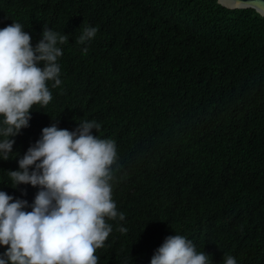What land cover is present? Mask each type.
Instances as JSON below:
<instances>
[{"label": "trees", "instance_id": "trees-1", "mask_svg": "<svg viewBox=\"0 0 264 264\" xmlns=\"http://www.w3.org/2000/svg\"><path fill=\"white\" fill-rule=\"evenodd\" d=\"M13 22L33 47L45 26L69 39L58 45L61 85L48 82L51 102L33 106L0 159V191L31 211L39 186L14 188L8 172L43 128L94 120L92 134L116 143L112 198L125 215L106 219L98 264H151L175 234L209 264H264L262 17L215 0H0V29ZM89 26L95 38L77 44Z\"/></svg>", "mask_w": 264, "mask_h": 264}, {"label": "clouds", "instance_id": "clouds-1", "mask_svg": "<svg viewBox=\"0 0 264 264\" xmlns=\"http://www.w3.org/2000/svg\"><path fill=\"white\" fill-rule=\"evenodd\" d=\"M97 31L85 27L76 43L87 45ZM68 39L45 26L33 47L22 24L0 29V159L13 154L12 137L29 126L33 106L43 108L51 102L48 82H54L53 88L61 85L58 58L63 53L58 45ZM93 129H101L94 120L78 123L73 131L56 124L43 128L41 138L19 159V170L8 172L14 188L30 184L40 190L31 211L22 210L28 207L26 200L13 202L0 191V245L7 249L0 264H98L96 250L105 246L112 232L106 219L123 221L125 215L112 198L119 168L116 143L94 136ZM151 264H209V255L198 253L191 240L175 234L165 238ZM223 264L236 260L225 255Z\"/></svg>", "mask_w": 264, "mask_h": 264}, {"label": "water", "instance_id": "water-1", "mask_svg": "<svg viewBox=\"0 0 264 264\" xmlns=\"http://www.w3.org/2000/svg\"><path fill=\"white\" fill-rule=\"evenodd\" d=\"M216 3L227 10L251 9L264 19V0H215Z\"/></svg>", "mask_w": 264, "mask_h": 264}]
</instances>
